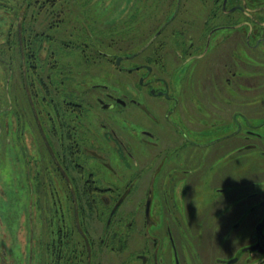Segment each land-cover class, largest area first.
<instances>
[{"label": "flooded vegetation", "instance_id": "obj_1", "mask_svg": "<svg viewBox=\"0 0 264 264\" xmlns=\"http://www.w3.org/2000/svg\"><path fill=\"white\" fill-rule=\"evenodd\" d=\"M187 1L58 14L33 61L68 70L36 78L9 17L0 166L38 212L41 264H264V4Z\"/></svg>", "mask_w": 264, "mask_h": 264}, {"label": "rangeland", "instance_id": "obj_2", "mask_svg": "<svg viewBox=\"0 0 264 264\" xmlns=\"http://www.w3.org/2000/svg\"><path fill=\"white\" fill-rule=\"evenodd\" d=\"M237 1L239 3L245 2L250 8L264 4V0ZM193 2L194 1L188 2L187 0H183L182 11H187L186 14H193V9H196L195 6H193ZM36 3L35 9L31 7L29 8V14H25V27L31 30L32 33H43V40L45 42L43 44H45V46H47V41L44 39L46 37L45 32L54 33V28L50 30L46 28L47 23L45 21V16L48 14L49 16L52 14H62L63 21L69 20L68 17L71 16V14H109V25L111 26L112 24L119 23L123 17L125 20H128L130 17L133 18L134 14H162L161 11L163 6L159 5L157 9H151L150 6L144 3V0H38ZM2 4H6L10 7L12 0H0V14L4 15L8 20V22L6 20L4 23L3 20L0 21V44L6 41L9 36L8 31L9 27H11L10 22L12 19V15L11 19H9L10 16L1 12L2 10H6L5 5ZM169 10H171V8ZM34 15H36V18L33 20L32 17ZM132 18L131 20H133ZM32 21H34V23ZM132 23L133 22H127L125 25L127 28V32L124 35L126 37V51H131V49L134 50L135 47L134 38L136 39V35L133 32H128L131 31L129 28L133 27ZM13 30L11 35L14 39ZM27 33H29V31H26V34ZM110 38H112V35H110ZM2 46L5 47L4 44ZM14 47L13 45V51L15 49ZM51 48H55V45H52ZM261 53L264 54V49H261ZM16 56H18L17 51L16 55L14 53L13 58L14 63L18 65ZM40 56L43 57L44 52H41ZM4 70L5 68L0 65V95L3 92L2 77L4 79ZM14 81L17 84L19 83L17 75ZM19 85L21 86L20 83ZM34 89L39 90L37 86H35ZM128 89L130 90L129 87H126V90ZM254 121L257 120H253V122ZM0 189L4 193V195L0 194V236L1 234H5V236L3 235L0 237V264H41L42 236L41 226L37 218L38 212L31 208L27 195L15 192V190L12 189L8 181L6 166L4 164L2 167L0 166Z\"/></svg>", "mask_w": 264, "mask_h": 264}, {"label": "trees", "instance_id": "obj_3", "mask_svg": "<svg viewBox=\"0 0 264 264\" xmlns=\"http://www.w3.org/2000/svg\"><path fill=\"white\" fill-rule=\"evenodd\" d=\"M35 1L37 2L38 0H12V4L10 7L6 4H2V5H5V7L8 6L9 9L14 11V13H15V14H7V16L12 15V21H13L12 30L14 29L13 30V36H14L13 43L15 46L14 47L15 48L14 49L15 55H16V51L18 52V56H16L17 60H18V65L15 63L14 67H15V69H18L19 76L22 75L21 70H23L26 67L27 71H28V75L31 77L35 76V78H36L37 76H40L43 74L53 75L56 73V69H60V71L62 70L64 72L65 69L68 70V68L63 67V66H57V65H47V64L46 65H40L37 63L35 64L33 61V60H37L36 54L39 53L40 47H42L43 43H45L43 40V37H44L43 33H37V32L32 33L31 30H28V28L25 27L26 16H24V14H29V11H30L29 8H31V7H34L32 9H35V6L37 4ZM156 1L160 2V3H158V5L159 4L161 5L162 3H164L163 0H156ZM144 3L147 6H150L151 9H154L153 7L155 5V2H152V1L150 2L148 0H144ZM21 11H23L24 14H20ZM37 15H39V14H37ZM57 15L58 14H52L51 16H49V14H48L47 16H45V21L47 23L46 28L47 29L49 28L48 30H50L56 26L54 21L58 18ZM0 17L3 18L2 19L3 23L6 22L7 19L5 18L4 15L0 14ZM21 18L24 19V21L22 23H18L20 20H22ZM32 18L34 20L36 18V15H34ZM17 28H20V30H21V33H22L21 34L22 35L21 40L19 38H17L18 37V34L16 32ZM29 29H31V28H29ZM26 31H29V33L26 34ZM48 33L46 34V37L44 38L46 41L48 40L49 36H51V37L53 36L52 33H50V32H48ZM6 42H7V39H6V41H4L3 43L0 44V58H2L4 60L6 59L5 55L3 54L6 51V44H7ZM48 42H50V41H47L48 46L49 45L52 46V44H49ZM3 44L5 45V47L2 46ZM19 49L21 51L23 50L24 56L27 57V59L25 58L26 65H25V63L23 65L19 61V58H20V56H19L20 50ZM54 51H56V49L52 48L49 52L52 53ZM4 64L2 65L0 63V65L3 66L6 70V66ZM5 73H6V71H5ZM5 75H4V79H6ZM2 89H3V93H4V91L6 90V80H4L2 82ZM17 97H19V96H17ZM1 99L2 98L0 97V101H1ZM2 101H5V98H3ZM2 106H6V103L5 102L3 104L0 103V109L2 108ZM4 116L5 115H3V117ZM47 236L49 237V239L46 241L47 248H48V250L53 251L55 248V245H56V239H55L56 233H55V226L54 225H51V229L48 231Z\"/></svg>", "mask_w": 264, "mask_h": 264}]
</instances>
